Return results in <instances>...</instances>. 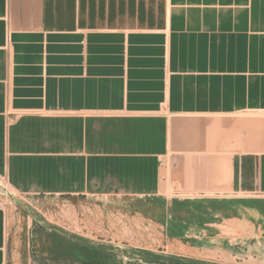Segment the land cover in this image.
<instances>
[{
	"label": "crops",
	"instance_id": "1",
	"mask_svg": "<svg viewBox=\"0 0 264 264\" xmlns=\"http://www.w3.org/2000/svg\"><path fill=\"white\" fill-rule=\"evenodd\" d=\"M0 179L264 196V0H0Z\"/></svg>",
	"mask_w": 264,
	"mask_h": 264
},
{
	"label": "rangeland",
	"instance_id": "2",
	"mask_svg": "<svg viewBox=\"0 0 264 264\" xmlns=\"http://www.w3.org/2000/svg\"><path fill=\"white\" fill-rule=\"evenodd\" d=\"M6 264H264V196L16 194L0 179Z\"/></svg>",
	"mask_w": 264,
	"mask_h": 264
}]
</instances>
